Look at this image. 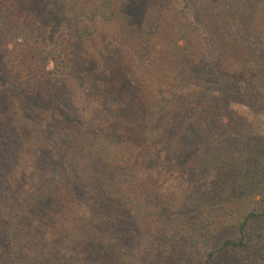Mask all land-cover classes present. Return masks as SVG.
Segmentation results:
<instances>
[{
  "label": "trees",
  "instance_id": "16d2710c",
  "mask_svg": "<svg viewBox=\"0 0 264 264\" xmlns=\"http://www.w3.org/2000/svg\"><path fill=\"white\" fill-rule=\"evenodd\" d=\"M121 1L124 17L112 0H65L74 22L59 30L62 15L46 26L34 0H0V264H215L229 252L248 264L246 236L264 219V139L248 134L244 119L223 116L230 95L263 88L264 66L245 86L206 81L211 64L194 55L222 51L185 0ZM148 8L143 59L114 27L122 17L140 22ZM159 58L165 67L149 69ZM181 58L185 78L175 84L169 63ZM161 113L170 127L149 131ZM15 114L38 142L23 139ZM105 135L187 181L208 179L205 202L174 210L144 169L94 152ZM22 152L30 173L19 168ZM219 231L232 234L217 239ZM256 234L264 241V225ZM66 246L75 253L62 255Z\"/></svg>",
  "mask_w": 264,
  "mask_h": 264
},
{
  "label": "rangeland",
  "instance_id": "374dc122",
  "mask_svg": "<svg viewBox=\"0 0 264 264\" xmlns=\"http://www.w3.org/2000/svg\"><path fill=\"white\" fill-rule=\"evenodd\" d=\"M112 1L115 3V11L124 17L125 14L121 12L122 1ZM185 2L195 18L199 19L201 16L207 22V40H210L222 51L218 54L214 47H212L213 50L207 49L210 52L209 59L207 50H203V48L194 55V58H196L198 54L196 60L199 58L204 59L208 64H211L209 65L211 69L207 72L205 80L212 83H223L225 80L228 82L233 81L245 86L248 85V82H251L250 80L255 81L253 77L256 76L255 78L258 79L261 67L264 66V0H185ZM34 5L38 6V8L40 7L36 15L37 19L44 22L46 26L47 23L52 26L53 19L62 15L59 23L61 26L58 29H71L74 22V13L72 9H68L65 0H34ZM154 10V8H148L144 18L137 23H127L122 17L117 27L116 25L114 27V33L117 32L120 41L137 45L135 46L136 51H138L139 57L143 59L146 58V48L143 41L146 35L143 21L146 22V18L149 20L151 14L155 13ZM69 33H72V31ZM90 47H92L91 52L95 54L97 50L96 44H92ZM81 52L83 53V51ZM74 59L77 60L78 57L75 55ZM159 59V62L155 66L149 67V69L160 72L165 67L163 65L167 60L164 58ZM211 59L213 61L210 62ZM169 64L172 76L176 77L174 83L184 81L186 65L183 59L172 61ZM221 75L225 79L222 82H218L217 78L221 77ZM261 81L263 82V88L256 89L257 94L255 97L230 95V103L227 112L223 116V121L228 117L242 118L248 134H259L264 139V108H258V101L253 102L256 105L250 104L252 98H257L264 102V79ZM8 110L12 109L9 108ZM163 114L156 115L154 117L155 120L151 123L148 122L150 123L148 125L149 131H152V129L160 131L165 127H170L171 122L165 124L167 117ZM13 119L27 143L33 145V143L38 142L35 130L27 119L20 116V114L13 115ZM108 136L105 135L97 141L94 146V152L112 163H125L144 169L143 175L146 183L157 189L168 205H175L176 209L174 210L184 211L187 208L192 209L205 202L202 200L211 192L213 187V185L210 186L208 179L195 176V178H190L191 180L187 181L189 175L180 174L177 168L172 170L162 161L150 164L140 150L126 142L117 143L115 138ZM19 168L25 173L33 171L34 165L27 152H22ZM263 225L264 219L258 220L246 236V242L250 244L248 249L252 255L250 257L251 260H248V264H264V241L254 242L253 240ZM231 234L232 231H219L217 239L229 237ZM98 238L103 243L109 240L106 235H99ZM64 248L62 255L69 253L71 249L75 253V248H68L67 246ZM71 257L73 262L77 261L75 259L76 256L71 255ZM243 263H245V257L242 256V252H229L225 255H220L215 264Z\"/></svg>",
  "mask_w": 264,
  "mask_h": 264
}]
</instances>
